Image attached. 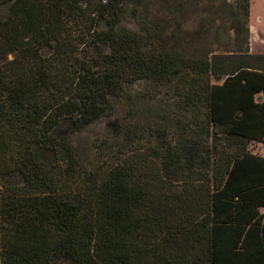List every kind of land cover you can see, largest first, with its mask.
Returning <instances> with one entry per match:
<instances>
[{"label":"trees","instance_id":"1","mask_svg":"<svg viewBox=\"0 0 264 264\" xmlns=\"http://www.w3.org/2000/svg\"><path fill=\"white\" fill-rule=\"evenodd\" d=\"M141 1L0 0V264H264L236 251L264 232L250 0ZM140 82L166 108L108 121L111 155L87 170L71 136Z\"/></svg>","mask_w":264,"mask_h":264},{"label":"rangeland","instance_id":"2","mask_svg":"<svg viewBox=\"0 0 264 264\" xmlns=\"http://www.w3.org/2000/svg\"><path fill=\"white\" fill-rule=\"evenodd\" d=\"M141 6L143 7V15L147 14L151 17L157 13V5L153 0H143ZM191 19L192 16H187V20L192 25ZM129 22L130 18L127 16L122 17L123 25H127ZM169 27L173 29L175 24L172 22ZM249 31L250 53L264 55V0H250ZM140 96L144 98L139 101L136 110L132 112L131 99ZM168 101L169 97L166 95L165 89H156L149 82L125 85L122 92L111 98L110 109L106 116L83 131L71 136V143L85 168L90 171H99L102 162L111 155L108 142L113 139V136L106 127L108 121L118 119L125 124L138 121L140 125H145L155 120L153 111L156 110V105L160 103V106L165 107ZM250 151L264 156V145L253 143L250 145ZM262 213L264 214V209H262Z\"/></svg>","mask_w":264,"mask_h":264},{"label":"crops","instance_id":"3","mask_svg":"<svg viewBox=\"0 0 264 264\" xmlns=\"http://www.w3.org/2000/svg\"><path fill=\"white\" fill-rule=\"evenodd\" d=\"M260 212L262 213V209ZM247 236L241 248L236 251H264V232L248 233Z\"/></svg>","mask_w":264,"mask_h":264}]
</instances>
